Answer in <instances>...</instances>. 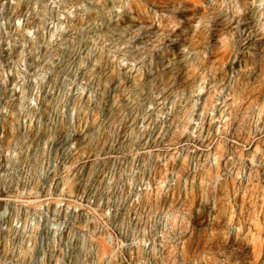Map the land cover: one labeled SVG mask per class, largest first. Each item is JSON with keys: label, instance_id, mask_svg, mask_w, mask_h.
<instances>
[{"label": "rangeland", "instance_id": "rangeland-1", "mask_svg": "<svg viewBox=\"0 0 264 264\" xmlns=\"http://www.w3.org/2000/svg\"><path fill=\"white\" fill-rule=\"evenodd\" d=\"M194 260L264 264V0H0V264Z\"/></svg>", "mask_w": 264, "mask_h": 264}, {"label": "built area", "instance_id": "built-area-1", "mask_svg": "<svg viewBox=\"0 0 264 264\" xmlns=\"http://www.w3.org/2000/svg\"><path fill=\"white\" fill-rule=\"evenodd\" d=\"M110 237V240L111 242L113 241H116V243L120 242V244L125 247L127 245H131L133 242H135V239L136 237L133 236V234L131 235H128L126 234L125 232L123 231H119V230H116V231H113V234L109 236ZM179 240H183L180 236V238H172V235L171 236H168L167 238V241L169 242H176ZM198 262L196 260H194V262L192 264H197ZM68 264H70V261L68 262Z\"/></svg>", "mask_w": 264, "mask_h": 264}]
</instances>
